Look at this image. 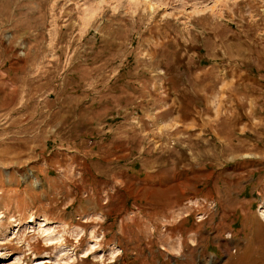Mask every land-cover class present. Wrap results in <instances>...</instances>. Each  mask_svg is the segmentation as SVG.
<instances>
[{"label":"rangeland","instance_id":"374dc122","mask_svg":"<svg viewBox=\"0 0 264 264\" xmlns=\"http://www.w3.org/2000/svg\"><path fill=\"white\" fill-rule=\"evenodd\" d=\"M264 0H0V264H264Z\"/></svg>","mask_w":264,"mask_h":264},{"label":"bare ground","instance_id":"6f19581e","mask_svg":"<svg viewBox=\"0 0 264 264\" xmlns=\"http://www.w3.org/2000/svg\"><path fill=\"white\" fill-rule=\"evenodd\" d=\"M264 215V214H263Z\"/></svg>","mask_w":264,"mask_h":264}]
</instances>
